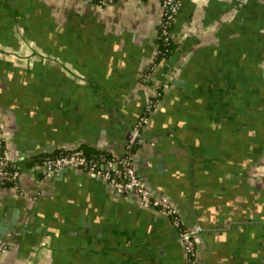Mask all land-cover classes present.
<instances>
[{
	"label": "crops",
	"instance_id": "crops-1",
	"mask_svg": "<svg viewBox=\"0 0 264 264\" xmlns=\"http://www.w3.org/2000/svg\"><path fill=\"white\" fill-rule=\"evenodd\" d=\"M162 20L160 0H0V153L22 172L20 190L0 185L13 226L0 264H185L166 215L41 166L79 148L123 155L150 86L139 176L200 227L199 264H264V0H183L169 57Z\"/></svg>",
	"mask_w": 264,
	"mask_h": 264
},
{
	"label": "built area",
	"instance_id": "built-area-1",
	"mask_svg": "<svg viewBox=\"0 0 264 264\" xmlns=\"http://www.w3.org/2000/svg\"><path fill=\"white\" fill-rule=\"evenodd\" d=\"M100 7L123 2L125 0H85ZM163 20L160 25L159 39L164 49H159L158 54H165L169 51V45L173 38V29L178 14L183 7V0H160ZM153 69V67L151 68ZM152 71L149 70L143 77L144 82L151 81ZM151 97L147 102L143 115L131 127V138L125 146V153L119 157H107L100 153L97 156H87L81 150L60 152L57 155H50L41 161V166L48 175L61 170H86L96 178L105 180L119 195H135L144 206L151 207L166 215L173 227L177 230L182 243L187 264H199L197 255L198 234L201 230L195 227L186 226L179 214V210L172 203L168 196H158L149 188L139 176L135 166L134 145L140 137L141 130L149 122L150 116L157 107L160 98V89L150 86ZM22 172L14 158L0 153V185L9 186L20 190Z\"/></svg>",
	"mask_w": 264,
	"mask_h": 264
},
{
	"label": "water",
	"instance_id": "water-1",
	"mask_svg": "<svg viewBox=\"0 0 264 264\" xmlns=\"http://www.w3.org/2000/svg\"><path fill=\"white\" fill-rule=\"evenodd\" d=\"M112 117H115V121L118 122V124H123L124 123V120H120L115 116V114L112 115ZM131 138V132L129 131L128 132V135H127V139L129 140ZM141 140V138L139 137L136 142H139ZM68 170L67 169H64V170H61L59 172H67ZM58 173V172H56ZM94 176V175H93ZM100 179V178H98ZM1 224V227H0V245L2 244L5 236L7 233H11L12 230H13V226L12 225H7L5 226L4 224L0 223Z\"/></svg>",
	"mask_w": 264,
	"mask_h": 264
},
{
	"label": "trees",
	"instance_id": "trees-1",
	"mask_svg": "<svg viewBox=\"0 0 264 264\" xmlns=\"http://www.w3.org/2000/svg\"><path fill=\"white\" fill-rule=\"evenodd\" d=\"M159 49H164L165 47H164V45L162 44V42H161V40L159 39ZM175 48V44H174V40H172L171 41V44L169 45V51H167V52H165V54L163 55L162 54V56H164V57H169L170 55H171V53H172V51H173V49ZM78 150H81V151H83L87 156H90V157H95V156H97L98 154H100V153H103V154H105L107 157H114V156H112L111 154H108V153H106V152H97V153H95V154H90L89 153V151H87L86 149H84V148H79ZM60 153V152H59ZM59 153H56V154H52V155H57V154H59ZM48 156H50V155H48ZM45 157H47V156H44V157H42L41 158V161L45 158Z\"/></svg>",
	"mask_w": 264,
	"mask_h": 264
},
{
	"label": "flooded vegetation",
	"instance_id": "flooded-vegetation-1",
	"mask_svg": "<svg viewBox=\"0 0 264 264\" xmlns=\"http://www.w3.org/2000/svg\"><path fill=\"white\" fill-rule=\"evenodd\" d=\"M180 242H181V241H180ZM181 245H182V243H181ZM182 248H183V246H182ZM183 252H184V250H183ZM184 258H185V255H184ZM198 262H199V261H198ZM185 264H187V263H186V258H185Z\"/></svg>",
	"mask_w": 264,
	"mask_h": 264
},
{
	"label": "rangeland",
	"instance_id": "rangeland-1",
	"mask_svg": "<svg viewBox=\"0 0 264 264\" xmlns=\"http://www.w3.org/2000/svg\"><path fill=\"white\" fill-rule=\"evenodd\" d=\"M113 188V187H112ZM113 190L115 191V189L113 188ZM116 192V191H115ZM117 193V192H116ZM118 194V193H117Z\"/></svg>",
	"mask_w": 264,
	"mask_h": 264
}]
</instances>
